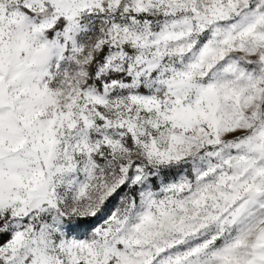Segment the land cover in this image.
I'll use <instances>...</instances> for the list:
<instances>
[{"label": "snow or ice", "instance_id": "1", "mask_svg": "<svg viewBox=\"0 0 264 264\" xmlns=\"http://www.w3.org/2000/svg\"><path fill=\"white\" fill-rule=\"evenodd\" d=\"M0 264H264V0H0Z\"/></svg>", "mask_w": 264, "mask_h": 264}]
</instances>
